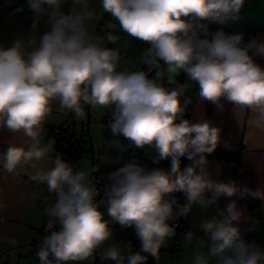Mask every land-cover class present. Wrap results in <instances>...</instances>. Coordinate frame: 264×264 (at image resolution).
Returning a JSON list of instances; mask_svg holds the SVG:
<instances>
[{"label":"clouds","instance_id":"9594fccd","mask_svg":"<svg viewBox=\"0 0 264 264\" xmlns=\"http://www.w3.org/2000/svg\"><path fill=\"white\" fill-rule=\"evenodd\" d=\"M79 3V0H76ZM246 0H100L103 13L117 23L105 25L103 35L90 31L95 12L81 5L61 10L62 0H28L35 14L32 30L10 46L0 45V128L23 133L32 143L27 149L9 146L2 169L14 173L53 151L54 140L41 145L42 123L53 101L61 110L84 116V105L110 109L108 129L112 148L129 147L154 153L155 162L169 160L168 171L148 170L135 161L109 174L106 213L95 201L96 190L86 171L56 156L52 167L36 179L46 183L55 203L45 210L47 230L36 256L40 264H81L95 260L114 264H146L148 253L159 257L176 235L169 221L187 217L193 206L209 208L221 197L258 196L236 182L211 178L207 157L221 142V129L207 119H181L187 83L165 87L181 71L199 85V97L223 110L224 102L239 116L250 113L249 124L264 129V68L254 57H264V39L244 42L242 33H209L205 21H237ZM17 11H22L18 9ZM46 30L35 35L42 18ZM147 43L140 64L148 71H118L120 51L104 46L115 43L117 28ZM32 46L30 51H25ZM163 62V63H161ZM154 71L151 77L149 73ZM190 102V101H189ZM180 122H177V121ZM127 140V145L121 142ZM182 158L188 163L183 164ZM182 193L185 203L177 200ZM211 195H208V194ZM243 212L235 200L216 216L204 219L200 238L189 264H264V246L246 239L255 221L242 229ZM133 228L141 251L114 241L110 225ZM192 241L194 233H186Z\"/></svg>","mask_w":264,"mask_h":264},{"label":"crops","instance_id":"0c3cea01","mask_svg":"<svg viewBox=\"0 0 264 264\" xmlns=\"http://www.w3.org/2000/svg\"><path fill=\"white\" fill-rule=\"evenodd\" d=\"M81 5L94 10L95 16L88 27L96 33L107 15L102 11L100 0H79L78 4L76 0H62L61 10L68 13L73 7L79 9ZM34 18L28 0H0V45L10 46L15 39L26 37L32 30ZM46 20L47 17H44L40 21L35 33L37 39L46 30ZM228 33H242L245 43L254 38L264 39V0H246L239 19L231 21ZM31 47L28 46L25 51H30ZM254 60L264 68V57H254ZM195 89L189 120L197 122L207 119L221 129V142L215 152L207 157V170L211 178L225 183L234 181L258 196L221 197L217 205L209 208L193 206L187 216L188 228L177 234L178 247L175 248L169 239L160 249L158 258L148 254L150 264H189L199 239L204 238L200 230L201 222L216 216L218 210L224 209L232 200L236 201L237 207L243 212L239 221L242 229L247 228L252 221L256 222L255 230L248 232L246 239L255 240L264 246V129L249 124L250 113L237 116L233 106L227 102H224V108L220 110L199 97L198 84ZM51 108L39 134L41 145L47 143L42 137L44 130L62 126L70 120L71 112L61 110L58 101H53ZM31 143L30 138L23 133L14 134L6 127L0 128V165L3 153L9 146L27 149ZM228 151L238 153L239 174H236L223 155ZM53 155L54 148L43 159L33 161L31 165H21L11 174L0 166V264H39V260L32 254L34 229L45 223L48 217L45 210L52 206L53 198L44 190V183L36 177L52 167ZM179 194L182 204L185 203L184 195ZM189 231L194 233L192 241L185 239Z\"/></svg>","mask_w":264,"mask_h":264},{"label":"rangeland","instance_id":"374dc122","mask_svg":"<svg viewBox=\"0 0 264 264\" xmlns=\"http://www.w3.org/2000/svg\"><path fill=\"white\" fill-rule=\"evenodd\" d=\"M110 19H113L108 14L105 17V21L109 22ZM116 22L115 20H113ZM117 23V22H116ZM208 27L207 21H205ZM117 36V40L115 43H104V46L109 48H116L120 51V63L118 66V71L128 70V71H136L137 67H139L140 60L142 58L143 52L146 50L149 45L147 43L136 40L126 33L122 32L119 29L117 24V28L114 33ZM154 75V73L152 74ZM150 75V77L152 76ZM164 83V82H163ZM187 83L188 90L185 94V97H182V103L185 104V107L191 101L195 95V86L197 83L188 80V77L185 79L184 84ZM165 87L172 88L166 83H164ZM88 106V105H87ZM110 109L107 108H93L90 106L89 108V136L92 143L93 155L94 159H100V161L105 162L106 165L114 166V167H122L130 161L131 156L138 155L148 161H154L153 155L154 153H149L147 149H138L134 147H129L126 152H120L118 149L112 148L110 146V141L114 139L112 137L107 125L110 120ZM86 120V113L84 116ZM121 142L127 145L129 142L125 140L123 137L120 138ZM90 151L87 149L79 161V167L77 171H86L89 174V179L92 181V186L95 187L93 180L90 177L91 170V159H90ZM97 166V164H95ZM99 193L96 192L95 201L99 206V210L105 213V219H110L106 213V193L98 198ZM114 231V241H110L109 243H119L122 247L126 245H131V250L133 252L141 251V244L139 239L135 234V230L131 227L123 228L119 224L110 225ZM131 237V238H130ZM134 239V240H133ZM131 241V242H129ZM142 255L148 256V253L141 252ZM81 264H89V262H81ZM91 264H114L113 261H102L100 259L99 253L96 254L95 260L91 261Z\"/></svg>","mask_w":264,"mask_h":264},{"label":"built area","instance_id":"2783aa9c","mask_svg":"<svg viewBox=\"0 0 264 264\" xmlns=\"http://www.w3.org/2000/svg\"><path fill=\"white\" fill-rule=\"evenodd\" d=\"M109 22L116 23L113 19H110ZM109 22L103 20L101 23V28L98 35H103V30L105 25ZM105 44L108 42L105 40ZM84 116L82 118H77L73 113L70 115V120L66 124L58 127H53L46 129L42 132V137L47 142L49 140H54L53 145L54 155L52 156V161L56 156H60L63 160L71 163L74 170H78L79 161L83 153L88 149V135L85 128ZM95 188V187H94ZM44 190L53 198L52 205L56 201V196L54 193H50L47 189L46 183H44ZM96 190V189H95ZM98 192V190H96ZM48 217L45 223L37 229H34L35 236L32 240V254L39 260L36 256V252L41 245L43 238L51 234V231L59 230V224H55L52 229L47 230L46 225L48 222ZM170 226L175 227L176 235L170 240L175 248L178 247V237L177 234L186 230L188 228L187 217H180L175 220L169 221ZM40 264V261H39Z\"/></svg>","mask_w":264,"mask_h":264},{"label":"trees","instance_id":"16d2710c","mask_svg":"<svg viewBox=\"0 0 264 264\" xmlns=\"http://www.w3.org/2000/svg\"><path fill=\"white\" fill-rule=\"evenodd\" d=\"M207 23H208V31H209V33L215 32L217 30H223V31L228 33V29H229L231 21L227 22L226 24L212 23V22H209V21H207ZM101 25H102V23L99 24V26H98V28L96 30V34L99 33ZM141 65L142 64L139 63V67H137V69L140 68ZM142 71H146L147 72L148 71V67H147V69L143 68ZM149 75H150V73H149ZM186 78H187L186 73L181 71L180 75L177 78V82L175 84H169V83H166V84L169 85L172 88H175L179 84H184ZM163 82L165 83V80ZM192 105H193L192 101H190L187 104V106L185 107V111L183 112V114L181 116V119L189 120V114H190ZM83 110H84V116H85V113L87 111V105L83 106ZM177 122H180V121L178 120ZM223 155L228 159L230 165L232 166V168L234 169L236 174H239L240 170H239L238 153L237 152H233V151H228V152H224ZM133 161H135L136 163L140 164L143 167H146L148 170L163 169L165 171H168L169 168H170L169 160H161V161H159L157 163L155 161H148L147 159L139 157L138 155H134V156H131L130 161L128 163H131ZM98 162L100 164L101 171L104 172V175H106V179H104V181H105V184H106V187H107L110 184V181H109V178H108L109 174L111 172H113L114 170L120 168V167H114V166L106 165L105 162L103 163L101 161H98ZM187 163H188L187 159L186 158H182V166H183V164H187ZM175 196H176L177 200L179 201V203L182 204L179 192L175 193ZM149 260H150V255L147 256L146 264H150Z\"/></svg>","mask_w":264,"mask_h":264},{"label":"water","instance_id":"95a60500","mask_svg":"<svg viewBox=\"0 0 264 264\" xmlns=\"http://www.w3.org/2000/svg\"><path fill=\"white\" fill-rule=\"evenodd\" d=\"M161 63H163V62H161ZM143 68H147V65H141V67L138 68L137 70H142ZM180 73L174 77V79H173V81L171 83L168 81L167 77H165V83L175 84L177 82V78L180 75ZM89 108H90V106L88 105L87 106V111H86L85 128H86V132H87V135H88V150L90 151V153L92 152V154L90 155V159H91L90 177L93 180V182L95 183V189L99 191L98 198H101L106 193V184H105V181H104V175L102 173L95 174V172H94L93 148H92V143H91V139H90L89 131H88V126H89ZM98 161H100V159H98Z\"/></svg>","mask_w":264,"mask_h":264},{"label":"flooded vegetation","instance_id":"af4514ba","mask_svg":"<svg viewBox=\"0 0 264 264\" xmlns=\"http://www.w3.org/2000/svg\"><path fill=\"white\" fill-rule=\"evenodd\" d=\"M147 69V68H146ZM154 73V71L152 72V73H150V75H152ZM149 75V76H150ZM92 153V152H91ZM104 163V162H103ZM95 164H97V166L95 165ZM94 172H95V174H100V173H102L103 175H104V172H102L101 171V168H100V164H99V162H98V159L97 160H95L94 159ZM104 179H106V175H104ZM95 184V183H94ZM97 193H99V191L97 192Z\"/></svg>","mask_w":264,"mask_h":264}]
</instances>
